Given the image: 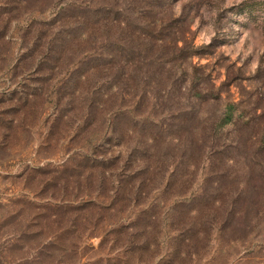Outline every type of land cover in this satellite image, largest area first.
<instances>
[{
  "label": "trees",
  "instance_id": "16d2710c",
  "mask_svg": "<svg viewBox=\"0 0 264 264\" xmlns=\"http://www.w3.org/2000/svg\"><path fill=\"white\" fill-rule=\"evenodd\" d=\"M153 6L151 0H0V75L14 87L11 106L1 116H12L13 131L29 130L44 119L43 144L66 147L61 165L26 167L20 176H26V184H39L36 196L44 201L28 202L33 221L49 232V251L65 260L75 259L80 225L97 231L104 220L122 216L123 205L151 200L159 182L167 180L165 190L170 189L178 166L167 177L174 155L166 150L160 159L156 149L189 142L182 103L208 100L188 71L177 73L179 57L167 49L168 37L149 16ZM46 106L50 111L40 113ZM234 123L230 105L210 137ZM187 153L188 148L183 157ZM201 200V207L215 212L201 221L198 213L204 209L187 205L193 223L178 229L175 251L155 264H175L182 257L192 261L201 251L211 254L215 243L224 248L244 243L258 226L237 209V198L226 203L229 195L214 189ZM143 215L142 229L152 228L155 216ZM135 228V223L122 224L116 233ZM104 232L103 240L112 234ZM131 237L127 253L150 250L148 240L136 247L137 235ZM215 252L212 264L222 253Z\"/></svg>",
  "mask_w": 264,
  "mask_h": 264
},
{
  "label": "rangeland",
  "instance_id": "374dc122",
  "mask_svg": "<svg viewBox=\"0 0 264 264\" xmlns=\"http://www.w3.org/2000/svg\"><path fill=\"white\" fill-rule=\"evenodd\" d=\"M151 1L154 6L148 10L149 16L157 31L168 37L167 49L179 57L177 73L188 71L189 80L200 83L197 90L208 93L206 102L195 99L187 106V102L182 103L188 118L186 135H191L188 140L192 144L184 141L180 147L175 144L169 148L160 144L156 149L160 159L166 150L174 155L169 159L173 167L167 177L178 166L170 178V189L165 190L167 180L159 182L151 200H140L141 206L123 205L122 216L107 213L114 216L104 220L97 231L80 225L75 259L65 260V255L49 251L50 234L33 221L35 211L28 203L44 201L36 196L39 184H26V176H20L26 167L61 165L66 147L43 144L44 119L30 125L29 130L9 128L12 116L1 113L11 106L8 99L14 87L7 76L0 75V99L6 98L0 103V264H62L59 260L66 262L63 264H155L175 251L172 239L178 229L193 223L186 206L197 212L204 209L201 198L214 189L229 195L226 203L237 198V209L258 223L257 228L244 243L226 248L215 243L211 254L205 256L201 251L192 261L182 257L175 264H212L217 249L222 252L217 264H264V0ZM230 105L235 107V123L210 137L211 128ZM49 109L46 106L40 113ZM186 148L188 155L183 157ZM143 211L155 216V225L147 230L142 229L146 224ZM201 212L202 221L215 211L207 208ZM132 223L137 228L123 229L118 236L117 226ZM104 228L112 234L103 240ZM142 232L146 236H141ZM134 234L135 246L141 247L148 240L150 250L127 253ZM49 254L53 257L48 258Z\"/></svg>",
  "mask_w": 264,
  "mask_h": 264
}]
</instances>
